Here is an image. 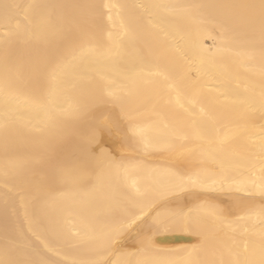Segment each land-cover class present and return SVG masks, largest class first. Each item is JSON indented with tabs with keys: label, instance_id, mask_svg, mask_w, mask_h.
Listing matches in <instances>:
<instances>
[{
	"label": "snow or ice",
	"instance_id": "6c2138e0",
	"mask_svg": "<svg viewBox=\"0 0 264 264\" xmlns=\"http://www.w3.org/2000/svg\"><path fill=\"white\" fill-rule=\"evenodd\" d=\"M0 216V264H264V0H0Z\"/></svg>",
	"mask_w": 264,
	"mask_h": 264
},
{
	"label": "bare ground",
	"instance_id": "6f19581e",
	"mask_svg": "<svg viewBox=\"0 0 264 264\" xmlns=\"http://www.w3.org/2000/svg\"><path fill=\"white\" fill-rule=\"evenodd\" d=\"M47 2L61 3V4H76L90 2V0H47ZM112 2H124L129 4L148 2V0H112ZM158 2H171V0H158ZM203 3H217L221 0H200ZM131 22V21H130ZM218 35L211 29L200 33V39L205 47H211L213 45L212 37ZM15 55L22 61L26 62L28 59L36 55L33 49L27 47H20L16 50ZM103 117H99L97 127L95 130V139L91 144V147L100 152L101 150L106 152L118 153L121 147L120 134L116 129H109L105 127L99 121H102ZM69 150L75 147L74 144L67 146ZM3 229V218L0 216V234ZM136 226H131L124 233L123 246L128 249H132L137 243ZM155 246L157 249L162 250L165 253H171L179 258L186 250L197 242V238L193 236L189 231L180 225L169 227L165 230L158 232L155 237Z\"/></svg>",
	"mask_w": 264,
	"mask_h": 264
}]
</instances>
